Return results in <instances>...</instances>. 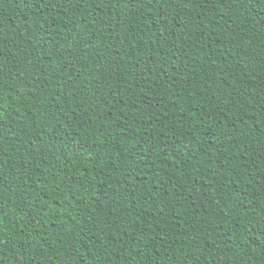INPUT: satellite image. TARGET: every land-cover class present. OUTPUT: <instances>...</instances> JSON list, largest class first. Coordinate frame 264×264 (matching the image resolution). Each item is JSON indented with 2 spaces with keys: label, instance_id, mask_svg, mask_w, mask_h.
Here are the masks:
<instances>
[{
  "label": "trees",
  "instance_id": "16d2710c",
  "mask_svg": "<svg viewBox=\"0 0 264 264\" xmlns=\"http://www.w3.org/2000/svg\"><path fill=\"white\" fill-rule=\"evenodd\" d=\"M0 264H264V0H0Z\"/></svg>",
  "mask_w": 264,
  "mask_h": 264
}]
</instances>
